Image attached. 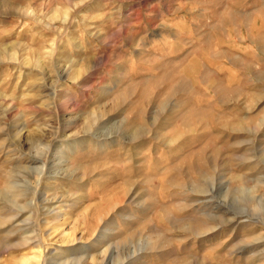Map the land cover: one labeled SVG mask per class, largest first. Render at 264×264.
Masks as SVG:
<instances>
[{
  "label": "rangeland",
  "instance_id": "rangeland-1",
  "mask_svg": "<svg viewBox=\"0 0 264 264\" xmlns=\"http://www.w3.org/2000/svg\"><path fill=\"white\" fill-rule=\"evenodd\" d=\"M37 263L264 264V0H0V264Z\"/></svg>",
  "mask_w": 264,
  "mask_h": 264
},
{
  "label": "bare ground",
  "instance_id": "bare-ground-1",
  "mask_svg": "<svg viewBox=\"0 0 264 264\" xmlns=\"http://www.w3.org/2000/svg\"><path fill=\"white\" fill-rule=\"evenodd\" d=\"M38 255H40V254H38ZM38 258H39V256H38ZM37 259V258H36ZM41 261V260H40ZM36 262H38V261H36ZM38 264V263H37Z\"/></svg>",
  "mask_w": 264,
  "mask_h": 264
}]
</instances>
